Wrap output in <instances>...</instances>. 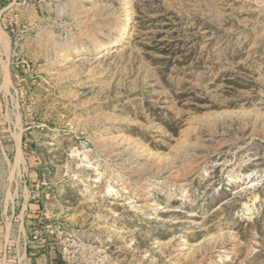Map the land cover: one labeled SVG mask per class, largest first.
Returning <instances> with one entry per match:
<instances>
[{
    "label": "rangeland",
    "instance_id": "1",
    "mask_svg": "<svg viewBox=\"0 0 264 264\" xmlns=\"http://www.w3.org/2000/svg\"><path fill=\"white\" fill-rule=\"evenodd\" d=\"M0 68V264H264V0H0Z\"/></svg>",
    "mask_w": 264,
    "mask_h": 264
},
{
    "label": "bare ground",
    "instance_id": "2",
    "mask_svg": "<svg viewBox=\"0 0 264 264\" xmlns=\"http://www.w3.org/2000/svg\"><path fill=\"white\" fill-rule=\"evenodd\" d=\"M118 28V27H117ZM124 30V29H123ZM2 38H3V41H4V44L6 45V47H9V43H8V39L6 37H3L2 35ZM117 43V39L115 41H112L111 45H115ZM99 45L101 46L102 43L100 42ZM100 48V47H99ZM189 163V162H188Z\"/></svg>",
    "mask_w": 264,
    "mask_h": 264
},
{
    "label": "crops",
    "instance_id": "3",
    "mask_svg": "<svg viewBox=\"0 0 264 264\" xmlns=\"http://www.w3.org/2000/svg\"><path fill=\"white\" fill-rule=\"evenodd\" d=\"M1 72H2V70H1V68H0V74H1ZM1 180H3V179H2V177H1V175H0V181H1Z\"/></svg>",
    "mask_w": 264,
    "mask_h": 264
}]
</instances>
